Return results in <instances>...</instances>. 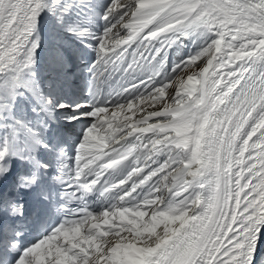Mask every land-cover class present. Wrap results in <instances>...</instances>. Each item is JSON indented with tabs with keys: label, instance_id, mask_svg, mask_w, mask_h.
<instances>
[{
	"label": "snow or ice",
	"instance_id": "obj_1",
	"mask_svg": "<svg viewBox=\"0 0 264 264\" xmlns=\"http://www.w3.org/2000/svg\"><path fill=\"white\" fill-rule=\"evenodd\" d=\"M0 264H264V0H0Z\"/></svg>",
	"mask_w": 264,
	"mask_h": 264
},
{
	"label": "bare ground",
	"instance_id": "obj_2",
	"mask_svg": "<svg viewBox=\"0 0 264 264\" xmlns=\"http://www.w3.org/2000/svg\"><path fill=\"white\" fill-rule=\"evenodd\" d=\"M42 35H43V32H42ZM88 62H90V61H88ZM76 63H78V61L74 62V69L71 68V71H76L77 70V68L75 67ZM81 71H82V67L80 68L79 74H77L78 77H79V81L77 83H75L74 86H73L74 90L76 91L77 96H82L83 95L82 89L84 88V84H85L84 77L81 75ZM70 131H72V130L70 129ZM78 131H79L78 128L75 129L74 134H78Z\"/></svg>",
	"mask_w": 264,
	"mask_h": 264
},
{
	"label": "rangeland",
	"instance_id": "obj_3",
	"mask_svg": "<svg viewBox=\"0 0 264 264\" xmlns=\"http://www.w3.org/2000/svg\"><path fill=\"white\" fill-rule=\"evenodd\" d=\"M45 27L47 28V25H46ZM66 47H67V46H66ZM66 47H65V49H66ZM68 48H69L70 50H72L70 47H68ZM68 48H67V49H68ZM63 54H64V53H63Z\"/></svg>",
	"mask_w": 264,
	"mask_h": 264
}]
</instances>
